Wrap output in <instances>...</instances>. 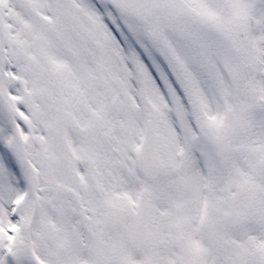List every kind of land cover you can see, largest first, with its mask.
<instances>
[{
  "label": "snow or ice",
  "instance_id": "snow-or-ice-1",
  "mask_svg": "<svg viewBox=\"0 0 264 264\" xmlns=\"http://www.w3.org/2000/svg\"><path fill=\"white\" fill-rule=\"evenodd\" d=\"M0 264H264V0H0Z\"/></svg>",
  "mask_w": 264,
  "mask_h": 264
}]
</instances>
